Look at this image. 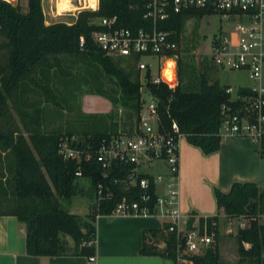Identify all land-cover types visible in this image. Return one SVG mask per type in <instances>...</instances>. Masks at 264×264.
<instances>
[{
  "label": "trees",
  "instance_id": "trees-1",
  "mask_svg": "<svg viewBox=\"0 0 264 264\" xmlns=\"http://www.w3.org/2000/svg\"><path fill=\"white\" fill-rule=\"evenodd\" d=\"M7 1L0 0V216H13L24 224L25 250L29 256L93 257L98 216H110L123 200L138 201L140 207L146 205L150 213L154 212L160 187L153 183L155 174L147 169L139 170L132 185L129 177L133 165L114 162L103 168L96 161L95 151L100 143L122 135L113 120L114 114H83L81 130L68 127L64 132L43 131L41 107L36 101L27 104L24 96L40 95L46 103L63 111L56 84L70 90L69 87L84 80L72 74L74 63L95 64L115 81L116 87L89 90L86 94L107 100L112 108L131 111L134 125L140 121L143 96H149L156 102L161 131H169L175 122L188 144L209 155L220 148L224 116L244 113V99L251 96V90L241 88L236 98H232L226 92L230 87L219 81L218 75L223 69L208 55L198 53L197 30L194 28L185 35L189 20L199 21L213 15L205 9L172 14L157 25L158 30L169 32L170 40L176 43L170 55L176 59L178 85L170 90L163 83L150 82L149 72L146 82L141 84L135 61L106 56L94 40V34L104 30L98 23L103 18L115 17L117 27L132 32L149 30L151 22L144 18V0H98L95 11L82 10L71 23L49 25H45L42 0H27L25 9L19 0L17 9ZM68 59L69 65L63 67ZM26 106H32L33 110L29 112ZM11 109L21 128L14 123ZM132 131L131 127L126 134ZM71 137L78 138L77 148L91 153L90 160L78 162L62 157L61 144ZM257 144L259 156L264 157V134ZM79 179L89 182L93 197L85 218L65 211L60 204V199L70 201L83 195ZM142 179H149L146 189L140 188ZM144 196L145 203L141 202ZM214 197L218 212L225 218L238 223L239 218L246 221L245 227L240 228L238 224L233 234L239 264L246 261L264 264V223L257 219L264 214V189L255 183H234L227 193L215 189ZM198 221L200 226L206 224L209 234H214V242L203 255L191 257L193 264H221L218 215L199 217ZM164 230L144 232L140 256L175 260V235Z\"/></svg>",
  "mask_w": 264,
  "mask_h": 264
},
{
  "label": "built area",
  "instance_id": "built-area-1",
  "mask_svg": "<svg viewBox=\"0 0 264 264\" xmlns=\"http://www.w3.org/2000/svg\"><path fill=\"white\" fill-rule=\"evenodd\" d=\"M144 18L151 22L149 30L140 29L132 32L117 27L116 18H103L99 25L103 31L94 34L96 45L106 56L112 58H130L135 61L141 84L150 74V82L165 84L170 90L178 85L176 59L170 55L176 49V43L170 40V33L158 30L157 25L169 19L172 14H179L190 9H205L219 17L221 21L236 22L230 35H224L210 41L211 61L230 71H245L252 82L251 96L244 99V113L226 114L221 125V135L225 137H248L258 143L264 134V0H144ZM74 10L95 11L97 5L89 6L85 0L71 1ZM56 7V6H55ZM58 13V12H57ZM65 12H61L63 14ZM212 15V16H213ZM83 40L80 39V46ZM205 55V54H204ZM143 57L157 59V68L152 72V65L143 62ZM143 90V89H141ZM231 93V89L226 90ZM148 103L140 114V121L131 134H122L102 141L95 151V159L103 168L118 162L134 166L130 184L134 185L139 170L153 166L163 168L165 173H156L153 183L160 186L163 193H158L155 209L150 213L146 205L140 202L119 203L110 216H156L165 222V233L174 234L176 239V258L174 264H193L191 257L201 256L214 242V234H209L206 224L200 226L199 217H183L178 208L179 191V149L180 141L185 138L175 122L169 131L159 129L156 102L147 96ZM144 99V96H143ZM148 115H145V114ZM78 138L66 139L60 147V154L65 160L88 161L89 151L77 148ZM77 176L80 173H76ZM140 188L146 189L149 179L139 182ZM147 197H142L145 203ZM192 219V222L189 220ZM264 223V214L258 216ZM246 221L239 218V227L244 228ZM95 261L88 258V264Z\"/></svg>",
  "mask_w": 264,
  "mask_h": 264
},
{
  "label": "crops",
  "instance_id": "crops-1",
  "mask_svg": "<svg viewBox=\"0 0 264 264\" xmlns=\"http://www.w3.org/2000/svg\"><path fill=\"white\" fill-rule=\"evenodd\" d=\"M97 2L98 0L96 5ZM57 3L58 0L51 1V7L56 10L54 13L52 10V14L58 15ZM75 15L71 14L70 17ZM235 23V21L231 22L233 28ZM231 32L232 28L226 30L220 27L214 38L230 35ZM218 77L220 81V73ZM262 84L264 85V68ZM223 85L230 87L231 90L232 86H235L238 91L241 88H250L252 83L241 84L230 80L229 77ZM94 98L103 101L105 108L110 107L107 100L96 95ZM221 138L219 150L209 155H204L197 147L188 144L185 138L184 141L183 139L180 141L178 208L183 217L224 216L217 210L215 189L227 193L234 183L247 182L255 183L264 189V157L258 154V144L243 136H221ZM157 170V173H164L163 168L158 167ZM158 193H163L161 187H158ZM165 222L156 216H98L95 223L96 242L93 255L95 261L92 264H174L171 260L144 257L138 253L142 246L144 232L163 231ZM231 233L228 231L227 235ZM150 242L149 239L148 243ZM160 246L163 247V244ZM225 246L219 241L220 258L223 254L226 255ZM0 264H88V257L29 256L25 250L24 224L20 223L16 217L0 216Z\"/></svg>",
  "mask_w": 264,
  "mask_h": 264
},
{
  "label": "rangeland",
  "instance_id": "rangeland-1",
  "mask_svg": "<svg viewBox=\"0 0 264 264\" xmlns=\"http://www.w3.org/2000/svg\"><path fill=\"white\" fill-rule=\"evenodd\" d=\"M27 0H19V4L22 9H25ZM51 1L53 0H43L42 1V9L45 22L53 23V22H64V23H71L73 21V17H70L71 14H76L77 10L72 9L71 11H67L61 15L52 14L55 8L51 7ZM223 27V29H231L233 30V25L230 22L221 21L218 16H206L199 21L189 20L185 26V35L190 34V32L195 28L197 30V34L199 37V46H198V53L208 55L210 53V41L212 40L213 36L218 32L219 28ZM229 34V33H228ZM145 63H149L152 65V72H154L157 68V59L154 57H143L141 59ZM69 59L64 66L69 65ZM72 74L74 76H78L79 85H75L73 88L69 87L70 90L61 87L60 85L56 84V87L60 91L59 100L60 105L63 111L60 108L54 107L51 103H46L43 100L42 96H37L35 94L29 93L24 96L27 104L31 105L34 101H36L41 107L43 111L42 119H43V131H52V130H61L64 132L66 128L72 127L77 130H81L84 128L81 120L83 114L89 115H98L104 116L108 114H114L113 117L114 122L118 125V132L120 134H126L128 130L134 125V115L131 111L123 109L121 107L112 108L110 107L105 108L103 106V101L100 99H95V95L91 96L86 94L85 91H97L99 89H106L108 87L115 88V81L110 79L106 76L99 66L95 64H76L72 66ZM220 83L226 84V81L230 77V80L234 82H238L241 84L248 83L251 84L252 82L248 78V74L244 73L243 71H230V70H222L220 71ZM54 84V85H55ZM237 87L232 86L231 96L232 98L236 97ZM70 94H76V97L72 95L73 98L69 99ZM145 99V107L148 103V98L144 95ZM22 106V105H21ZM67 107L72 108V110H68ZM25 109H29V112L33 110L32 106H26ZM12 116L14 119V123L21 128L19 120L11 109ZM89 112V113H86ZM92 112V113H90ZM116 114V115H115ZM88 120H86V123ZM109 121V120H108ZM185 139L183 138V141ZM149 173L156 174L158 170L156 166L154 169H147ZM146 171V170H145ZM80 187L84 190L83 195H79L77 197L72 198L70 201H65L60 199V204L62 209L65 211L74 214L80 218H85V216L89 213L90 205L93 201L92 193L90 190V184L85 179L78 180ZM2 208V207H1ZM218 234H219V241L223 242L226 249V255L223 254V257L220 258L221 264H239V256L237 254V243L233 240L234 237L232 233H235L236 228L238 226V221L234 219H227L224 216H218ZM231 231V234L227 235V232ZM235 239V238H234ZM243 264H249L247 261Z\"/></svg>",
  "mask_w": 264,
  "mask_h": 264
},
{
  "label": "bare ground",
  "instance_id": "bare-ground-1",
  "mask_svg": "<svg viewBox=\"0 0 264 264\" xmlns=\"http://www.w3.org/2000/svg\"><path fill=\"white\" fill-rule=\"evenodd\" d=\"M89 6H94L96 0H85ZM74 7L71 4V0H58L57 12L60 15L61 12L71 11Z\"/></svg>",
  "mask_w": 264,
  "mask_h": 264
},
{
  "label": "water",
  "instance_id": "water-1",
  "mask_svg": "<svg viewBox=\"0 0 264 264\" xmlns=\"http://www.w3.org/2000/svg\"><path fill=\"white\" fill-rule=\"evenodd\" d=\"M5 1H7V0H5ZM7 2H9V1H7ZM9 3L12 5L13 8H15V9L18 8V0H15L14 2H9ZM49 24L50 23L45 22V25H49ZM145 115H148V114L146 113ZM250 207H251V205H250Z\"/></svg>",
  "mask_w": 264,
  "mask_h": 264
}]
</instances>
